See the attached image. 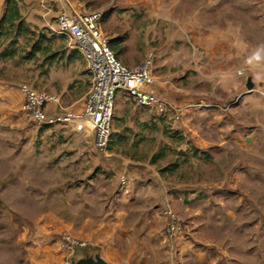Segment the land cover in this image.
<instances>
[{
	"label": "rangeland",
	"instance_id": "rangeland-1",
	"mask_svg": "<svg viewBox=\"0 0 264 264\" xmlns=\"http://www.w3.org/2000/svg\"><path fill=\"white\" fill-rule=\"evenodd\" d=\"M259 1H217L219 25L233 23V30L223 32L230 38L229 50L234 54L232 63L228 62L237 71L230 90L224 78L208 79L196 69L192 62L199 48H194L189 33L180 30L177 22L160 19L161 29L151 35L152 49H156L155 75L168 78L175 99L187 96L181 90L185 87L193 90L191 96H205L216 106L186 108L176 119L139 107L127 94L118 92L107 154L93 148L95 134L88 122L83 131L73 126L38 125L23 116L22 104H12L22 94V84L49 92L50 78L36 77L41 62L35 59V38L40 35L57 41V55L68 45L77 50L68 37L57 33V17L49 18L50 26L27 36L5 29L1 32L0 84L13 94L6 99L8 104L0 103V264H72L100 254V248L76 246L73 258L68 259L61 246L63 232L57 229L55 216L66 210L69 194L81 202L83 191L74 188H86L90 193L98 190L90 186L96 171L84 177L83 173L56 169L48 155L53 151L97 155L105 163L99 167L106 169V175L104 181H93L95 185L111 187L117 180L113 177L121 165L116 153L150 161L167 179L174 199L171 208L186 228L184 238L162 242L161 219L153 227V237L149 232L148 237L140 234L136 261L115 264H264V94L246 88L252 78L254 88L264 91V7ZM183 9L194 15L193 8ZM110 10L112 6L105 9L101 26L114 42L117 39L104 27ZM146 12L134 46L125 48L126 39H119L122 50L137 55L143 52L137 64L150 52V13ZM14 50L17 54L13 56ZM187 57L190 61L182 62ZM243 68L246 73L240 76L238 70ZM240 84L244 96L237 89ZM192 130L199 134L197 142L191 137ZM200 137L211 141L210 145L200 147ZM101 205V209L107 208L105 203ZM163 208L157 207L159 216ZM151 237L155 247L150 249Z\"/></svg>",
	"mask_w": 264,
	"mask_h": 264
},
{
	"label": "crops",
	"instance_id": "crops-1",
	"mask_svg": "<svg viewBox=\"0 0 264 264\" xmlns=\"http://www.w3.org/2000/svg\"><path fill=\"white\" fill-rule=\"evenodd\" d=\"M217 1L0 0V40L4 37L1 35L4 29L8 33L14 31V34L22 33L24 36L33 32L38 33L44 27L51 25L49 18L58 17L63 11L70 12L72 7L78 10L87 7L88 9H102L105 11L107 7L112 6L113 10L108 12V18L105 21L113 26H108V22L104 25L107 34H110L113 39H126L124 41L125 48L133 47L134 41L138 38L140 19L146 15L147 10L150 13V52L147 56L156 57V49H152L151 35L152 32L161 29L160 19H167L166 21L169 20L171 23L177 22L176 24H179L178 28L189 33L194 39V48H199V53H194V62H192L196 69H199L202 76L208 77V79H218L219 81V78H224L223 81L226 85L228 83L227 86L230 90L234 87L231 86L234 85V77L232 76L236 75L237 71L235 66L228 62H231L234 54L232 50H229L230 38L227 37V33L223 32L233 30V23L225 26L223 24L219 25L217 18H215L218 14ZM259 2V5L264 7V0ZM185 6L195 10L193 16L191 12L183 11ZM206 7H208V10L203 11ZM204 12L208 13L204 14ZM262 13L264 14V12ZM207 16L210 17L209 20H206ZM175 17H178V19ZM4 18L7 19V22L2 26ZM143 30H145L144 27ZM39 36L35 38L34 42L35 59L41 62L40 68L36 70V77L50 78L49 93L59 98L61 108L76 112L82 111L85 97L92 86V75L86 67L83 56L78 50L71 49L69 45L66 48L63 46L65 50H61L60 55H57L56 50H54L57 41L46 40ZM118 52L119 56L128 65H136L135 62L143 57L141 51L138 52V55L130 54L126 49ZM228 58L231 59L228 60ZM190 59L191 57H187L181 61L187 63ZM218 61L220 64H217ZM172 87L173 85L169 83L166 76L157 77L155 88L158 93L167 101L183 108V113L188 108L190 110L195 107L204 109L203 107L216 106L213 102L209 103L205 96L193 95V90L190 91L191 89L185 87L181 90L186 91L187 96L175 99ZM239 88L238 91L241 92V96H244L246 93L241 90V84L237 89ZM191 93H193L192 96ZM12 94L10 88H4L0 84V103L8 104L9 101H6V99L10 100ZM209 94L214 95L215 93L209 92ZM122 96L121 94L119 99ZM16 98L18 100L16 103L12 102L13 105L19 104L18 106H20L23 104V94H17ZM48 109L53 112L56 106L49 105ZM188 129L190 130L189 126ZM192 131L193 135L191 137L197 142L199 138H196V136H199V134L197 130ZM200 139V142L203 143H200V147L208 146L211 143L203 137H200ZM222 142H226V139ZM93 148L96 150L94 144ZM48 155L53 159L52 166L63 170L67 174L83 173L85 177L96 171V177L93 181H97L98 179L103 180L106 173L105 168L99 167L105 165V163L101 162L97 155H92L90 151L64 153L53 151ZM115 155L119 157L121 167L115 173L116 176L113 177V179H117L114 181L113 186L108 187L98 182V185H95L92 181L90 186L94 187V190H98L97 192L90 193L87 192L86 188H74L76 191H83L82 201L72 200L74 195L70 193L66 199V210L58 212L55 216L58 222L57 229L60 232L71 233L79 240L87 242L94 250L100 248L98 249L99 255L110 264L120 261H136L140 234L148 237L149 232L150 236L153 237V227L157 226V222L161 219L163 223L162 235L164 237H162V242H169L170 239L165 236L167 219L163 213L159 216L156 210L158 206L163 205L165 208L167 206L171 207V203L174 204L173 192L168 188L167 179L161 175L158 169L150 165V161L133 156L123 157L119 153ZM122 175L128 178L126 191L120 190L119 178ZM103 203L107 205V208L101 209ZM152 237L150 238V249L155 247L151 241ZM183 238L184 236H181L173 241H181Z\"/></svg>",
	"mask_w": 264,
	"mask_h": 264
},
{
	"label": "built area",
	"instance_id": "built-area-1",
	"mask_svg": "<svg viewBox=\"0 0 264 264\" xmlns=\"http://www.w3.org/2000/svg\"><path fill=\"white\" fill-rule=\"evenodd\" d=\"M104 14L102 9L84 7L78 10L72 7L70 12L63 11L57 17V33L70 39L71 46L81 53L93 77L82 111L61 108L59 98L43 89L22 84L20 91L24 97L22 113L26 119L38 125L73 126L76 131H83L84 123L88 122L95 134L94 147L100 153L107 154L118 92L127 94L137 106L150 108L164 117L171 115L179 119L183 115V108L164 99L155 88L154 56L148 55L134 66H128L119 59L101 28ZM245 73L246 69L238 71L240 76ZM253 90L264 94L261 88ZM49 105H55L56 109L50 112ZM119 181L120 190L126 191L128 178L122 175ZM163 215L167 219L166 238L174 240L183 236L186 228L174 210L167 206ZM61 246L68 259H72L76 246L87 247L88 243L65 231L61 234Z\"/></svg>",
	"mask_w": 264,
	"mask_h": 264
},
{
	"label": "water",
	"instance_id": "water-1",
	"mask_svg": "<svg viewBox=\"0 0 264 264\" xmlns=\"http://www.w3.org/2000/svg\"><path fill=\"white\" fill-rule=\"evenodd\" d=\"M255 84L252 81V78H249L246 83V88L248 91H253ZM72 264H110L104 260L99 254L96 256H88L81 258L78 261L73 260Z\"/></svg>",
	"mask_w": 264,
	"mask_h": 264
},
{
	"label": "trees",
	"instance_id": "trees-1",
	"mask_svg": "<svg viewBox=\"0 0 264 264\" xmlns=\"http://www.w3.org/2000/svg\"><path fill=\"white\" fill-rule=\"evenodd\" d=\"M17 13V12H16ZM13 19V18H12ZM5 22H7V19H5L4 18V20H3V22H2V26H3V24H5ZM121 39V38H120ZM15 41H17V39L16 40H14L13 42H15ZM16 43V42H15ZM109 44H110V47H111V49L115 52V54L118 56L119 55V50H122V46H121V42H119V39H117V40H115L114 42H110L109 41ZM13 56L14 55H16L17 54V50H14L13 52Z\"/></svg>",
	"mask_w": 264,
	"mask_h": 264
}]
</instances>
